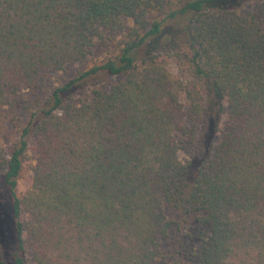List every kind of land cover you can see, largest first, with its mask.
Masks as SVG:
<instances>
[{
  "label": "trees",
  "instance_id": "obj_1",
  "mask_svg": "<svg viewBox=\"0 0 264 264\" xmlns=\"http://www.w3.org/2000/svg\"><path fill=\"white\" fill-rule=\"evenodd\" d=\"M0 264H264V0H0Z\"/></svg>",
  "mask_w": 264,
  "mask_h": 264
},
{
  "label": "rangeland",
  "instance_id": "obj_2",
  "mask_svg": "<svg viewBox=\"0 0 264 264\" xmlns=\"http://www.w3.org/2000/svg\"><path fill=\"white\" fill-rule=\"evenodd\" d=\"M172 70L174 72H176L175 68L172 67ZM183 80L185 79V81L190 84L191 80L190 77L187 76V74L181 73ZM16 137V133H15V129L14 128H10L8 127L7 129L4 130L3 133V144L4 145H10L11 143H13L14 139ZM179 158L184 161L185 160V156L183 153H179ZM29 168H25L23 170V172L21 173L19 180H18V186L16 189V194L18 196L22 195L26 189L29 187L30 184V171L28 170Z\"/></svg>",
  "mask_w": 264,
  "mask_h": 264
}]
</instances>
